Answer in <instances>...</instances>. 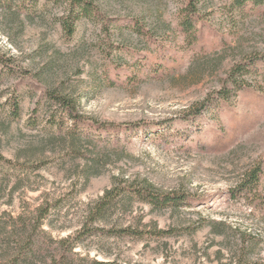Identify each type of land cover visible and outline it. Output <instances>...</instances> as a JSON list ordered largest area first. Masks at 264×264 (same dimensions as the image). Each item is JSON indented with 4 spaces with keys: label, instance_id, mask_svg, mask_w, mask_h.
Wrapping results in <instances>:
<instances>
[{
    "label": "rangeland",
    "instance_id": "374dc122",
    "mask_svg": "<svg viewBox=\"0 0 264 264\" xmlns=\"http://www.w3.org/2000/svg\"><path fill=\"white\" fill-rule=\"evenodd\" d=\"M85 1L95 18L68 35L69 0L30 10L0 0V264H264V5L209 0L189 39L177 26L184 0ZM152 12L172 23L174 42L139 56L165 66L148 77L125 67L117 82L111 63L148 40L132 34L119 52L105 30L129 16L151 23ZM239 64L246 83L236 87ZM130 72L140 78L125 80ZM53 92L73 98L84 121L141 129L110 143V127L73 151ZM206 98L211 107L194 117ZM258 161L259 184L239 189ZM115 177L147 179L186 203L153 207L124 193L94 215Z\"/></svg>",
    "mask_w": 264,
    "mask_h": 264
},
{
    "label": "trees",
    "instance_id": "16d2710c",
    "mask_svg": "<svg viewBox=\"0 0 264 264\" xmlns=\"http://www.w3.org/2000/svg\"><path fill=\"white\" fill-rule=\"evenodd\" d=\"M70 1V8L71 11L68 16H66L63 19V28L65 32L68 35H72L75 29V23L78 19H80L82 16L89 17L91 19L95 18L96 13H94L93 9L94 7L91 5V3L86 2L85 0H69ZM209 0H184L181 3V6L178 8L177 11V26L182 30V32L185 34L186 38L189 39H195L197 38V30L198 25L203 19L202 9L204 7H207ZM36 0H17V7L18 9H32L35 4ZM247 2H251L254 5H264V0H234V3L240 7L243 5H246ZM151 12V11H150ZM151 13L150 17H155L154 20L151 23H147L146 16L148 15H141V16H129L126 20L122 21L119 25L115 27L107 26V29L105 30V33L107 32L108 36L112 35H118L117 38L120 39V43L118 42V46H115V49L120 51L123 50H131L129 48V45L131 43V35L135 34L138 37L148 40L147 45L144 44L142 47L137 48L135 46V50H132L130 52V60L129 58H121V60H114L111 64L114 68V73L117 79L120 80L121 74L120 69L127 68L131 69L133 66L137 71L147 69L149 71L147 73V77L151 75L152 73V67L155 66V64L149 65L146 61V56H139V54H142L143 51H150V52H156L159 53L161 50L169 51L170 49H167V44H172L174 42V39L171 38L173 35L174 30L172 29V23L167 20H163L160 16ZM130 38V40H129ZM157 39V40H155ZM150 41V42H149ZM120 44V45H119ZM114 47V46H113ZM112 51V50H111ZM165 65L158 61L156 63V69L155 71L160 72L162 71L163 67ZM245 68L243 64H239L231 69L229 73V80H231V83L233 85H236V87H240L242 84L246 83L245 80H242V84L239 79H241V74L245 72ZM248 71V70H247ZM137 78L139 79V76H136L130 72L128 76H125V80L127 79H133ZM226 88H221L217 94L220 96L219 99H225L226 98ZM53 98H55L59 104L63 108V112L70 117L71 125L67 128V131L65 133V138H68L69 146L71 145L73 151H77L79 148L78 145L83 140H93L95 136H100L101 139L103 138V132H107L110 127H113V130H116L115 133L110 132V137L107 138V142H116L124 139L127 136H132L135 131H138L141 129L142 124L139 123H133V124H123L118 125L113 123H107L103 124L98 122L97 120L93 119L92 122L84 121V117L77 114V106L76 102L73 98L69 96L62 95L60 93L53 92L51 94ZM211 107L210 100L208 98L204 99L202 102L197 103L195 106H193V114L194 117L199 114L202 110H206ZM14 113L18 112V104L15 103L14 105ZM56 120V118H54ZM88 123V124H87ZM59 129L62 130V127L59 126ZM154 129H158L154 128ZM95 131L92 133L91 131ZM152 134H160L164 136L166 132L170 131H162V133H159L158 130L150 131ZM155 132V133H154ZM120 133H124V135H121ZM169 139V138H168ZM262 172V166L261 162L258 161L254 163L248 170L245 171L243 176L241 177L239 183L237 184V187L239 189H242V187H247L253 191L255 187L260 182V174ZM115 185L111 188L105 191L104 195L101 198L100 203L95 207L93 214L98 216L101 215L103 209L108 205L113 199L117 198L121 194L124 193H132L134 195H137L142 200L148 202L153 207H167V206H176L180 205L181 203H186L185 201L186 196L181 194H175V193H168L160 188H158L154 183L147 179L140 180L139 178H135L133 180H130L129 178H114ZM42 210V209H41ZM40 210V211H41ZM43 217V214H39L36 218V222ZM129 228H120L118 232L120 231H129ZM22 253V252H20ZM91 264H125L118 262L116 260H94Z\"/></svg>",
    "mask_w": 264,
    "mask_h": 264
}]
</instances>
